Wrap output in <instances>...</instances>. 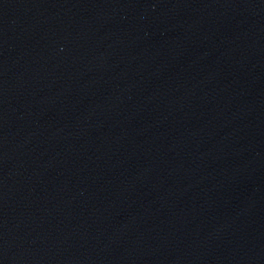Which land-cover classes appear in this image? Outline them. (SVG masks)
Returning a JSON list of instances; mask_svg holds the SVG:
<instances>
[{
	"label": "water",
	"instance_id": "95a60500",
	"mask_svg": "<svg viewBox=\"0 0 264 264\" xmlns=\"http://www.w3.org/2000/svg\"><path fill=\"white\" fill-rule=\"evenodd\" d=\"M0 264H264V0H0Z\"/></svg>",
	"mask_w": 264,
	"mask_h": 264
}]
</instances>
